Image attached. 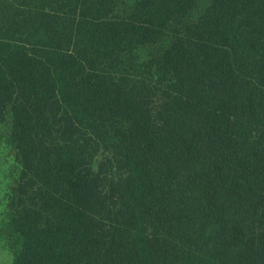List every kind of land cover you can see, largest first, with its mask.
I'll return each instance as SVG.
<instances>
[{
  "label": "trees",
  "instance_id": "1",
  "mask_svg": "<svg viewBox=\"0 0 264 264\" xmlns=\"http://www.w3.org/2000/svg\"><path fill=\"white\" fill-rule=\"evenodd\" d=\"M12 264H264V0H0Z\"/></svg>",
  "mask_w": 264,
  "mask_h": 264
},
{
  "label": "rangeland",
  "instance_id": "2",
  "mask_svg": "<svg viewBox=\"0 0 264 264\" xmlns=\"http://www.w3.org/2000/svg\"><path fill=\"white\" fill-rule=\"evenodd\" d=\"M15 164L8 149L0 147V264H12L13 254L8 247L6 219L8 217L6 193L13 179Z\"/></svg>",
  "mask_w": 264,
  "mask_h": 264
}]
</instances>
